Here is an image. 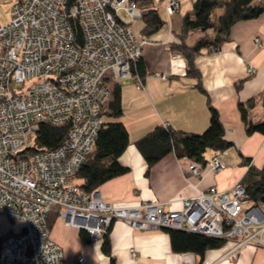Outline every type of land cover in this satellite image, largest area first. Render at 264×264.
Returning a JSON list of instances; mask_svg holds the SVG:
<instances>
[{
  "label": "built area",
  "instance_id": "obj_1",
  "mask_svg": "<svg viewBox=\"0 0 264 264\" xmlns=\"http://www.w3.org/2000/svg\"><path fill=\"white\" fill-rule=\"evenodd\" d=\"M121 8L140 17L128 0H15L0 24V214L20 224L0 237V264H66L50 236L51 212L91 240L121 220L138 230L173 228L232 240L229 257L244 244L261 243L250 228L264 213L246 198L241 182L229 190L210 186L179 209L156 201L121 206L78 185L111 85L130 77L143 47L153 43L120 20ZM178 8L179 0H166L167 13ZM247 71L256 72L251 63ZM42 122L71 127L57 148L34 152ZM206 165L220 170V154ZM188 170L198 176L201 169L191 161ZM84 262L78 255L77 263Z\"/></svg>",
  "mask_w": 264,
  "mask_h": 264
},
{
  "label": "crops",
  "instance_id": "obj_2",
  "mask_svg": "<svg viewBox=\"0 0 264 264\" xmlns=\"http://www.w3.org/2000/svg\"><path fill=\"white\" fill-rule=\"evenodd\" d=\"M179 3V9L169 14L165 9L166 0H154L164 24L148 36L153 43L143 47L145 77L142 80L131 75L122 79V114L116 118L102 116L103 122L121 123L128 134V144L117 157L128 172L97 188L106 202L134 206L142 201H156L164 203L166 209H179L182 200L210 186L229 190L244 178L250 167L264 166V134L246 132L237 105L255 97L250 118L253 121L264 119L261 101L264 95V13L236 22L230 30L229 41L218 50L195 58L205 94L196 86V78L186 74V59L171 50V45L180 40L182 16L191 8L192 0H179ZM120 11L117 13L120 20L138 38L144 37L140 17L123 18ZM201 34L198 30L191 31L186 42L192 43ZM247 63L256 68L254 74L248 73ZM238 83H241L239 88ZM209 104L219 112L225 138L233 142L232 147L218 152L223 167L213 172L205 165L195 176L188 170L191 161L171 152L148 168L135 141L156 125L165 123L178 130L202 132L209 124ZM218 153L208 150L206 159ZM246 158L250 159L249 163L245 162ZM3 217L0 215V237L20 230L18 222L4 221ZM250 233L260 238L261 243L242 245L234 257L228 254L232 240L218 248L207 249L202 256L175 252L164 229L138 230L121 220L112 222L108 237L116 264H264V216L250 228ZM50 236L63 248L66 264H78V255L85 256L82 264H110L109 256L102 251L103 238L86 242L79 229L66 225L58 216L50 227ZM130 249L134 250V256Z\"/></svg>",
  "mask_w": 264,
  "mask_h": 264
},
{
  "label": "trees",
  "instance_id": "obj_3",
  "mask_svg": "<svg viewBox=\"0 0 264 264\" xmlns=\"http://www.w3.org/2000/svg\"><path fill=\"white\" fill-rule=\"evenodd\" d=\"M128 3L140 11L143 36L148 37L163 26L164 21L154 5V0H128ZM219 8L220 12H218ZM262 13H264V0H192L191 8L182 16L180 40L171 45V50L180 53L186 59V74L196 78V86L199 90L206 94L201 84L200 72L194 63L195 58L212 53L224 42L229 41L230 30L236 22L257 18ZM196 30L202 34L192 43H187L188 34ZM145 74L146 66L140 58L132 65L131 75L143 80ZM236 86L239 88L241 83ZM261 101L264 104V95L261 96ZM255 103L256 98L253 96L238 102L240 117L248 134L254 132L264 134V119L253 121L250 118V110ZM209 111V124L202 132H188L170 126L156 125L137 139L135 145L144 157L147 167H151L171 152L178 158L185 157L204 167L207 163L208 150L218 153L232 147L233 142L225 138V129L219 112L211 104ZM121 114V84L118 82L111 85V96L102 115L116 118ZM70 127V124L40 123L31 150L37 152L57 148L67 137ZM127 144L128 134L121 123L103 122L91 150L76 174L78 185L87 191H93L105 181L128 172L129 169L117 160ZM245 162L249 163L250 159L246 158ZM240 182L249 202L264 210V166L259 169L250 167ZM57 216L56 212L48 215L49 228ZM164 230L169 234L171 248L175 252H193L202 256L207 249L218 248L225 242L223 238L181 229L165 228ZM108 233L109 229L103 235L102 251L109 256L110 264H116L111 255ZM80 236L86 242L91 240L89 234L83 230H80Z\"/></svg>",
  "mask_w": 264,
  "mask_h": 264
},
{
  "label": "rangeland",
  "instance_id": "obj_4",
  "mask_svg": "<svg viewBox=\"0 0 264 264\" xmlns=\"http://www.w3.org/2000/svg\"><path fill=\"white\" fill-rule=\"evenodd\" d=\"M15 2V0H0V24H3V23H5V22H7L8 21V19H9V13H10V7H11V5L13 4ZM179 7H180V3H179ZM179 9V8H178ZM177 9V10H178ZM121 11H120V14H121V16L124 18V17H126L127 15H130L124 8H121L120 9ZM176 10V11H177ZM221 11V9L219 8L218 9V12H220ZM130 17H132L131 15H130ZM190 40V39H189ZM247 65H248V63H247ZM255 70H256V68H255ZM254 74V73H253ZM127 78V77H126ZM125 79V78H124ZM220 153V152H219ZM218 153V154H219ZM218 154H215V155H218ZM214 155V156H215ZM210 160V159H209ZM209 160H207V162L209 161ZM200 169H201V166H200ZM1 215V214H0ZM3 216V215H2ZM1 219H3L4 221H11L9 218H7V217H3V218H1ZM12 222V221H11ZM225 241H227V240H225Z\"/></svg>",
  "mask_w": 264,
  "mask_h": 264
},
{
  "label": "water",
  "instance_id": "obj_5",
  "mask_svg": "<svg viewBox=\"0 0 264 264\" xmlns=\"http://www.w3.org/2000/svg\"><path fill=\"white\" fill-rule=\"evenodd\" d=\"M262 213H264V211H262V209L258 206V205H255Z\"/></svg>",
  "mask_w": 264,
  "mask_h": 264
}]
</instances>
